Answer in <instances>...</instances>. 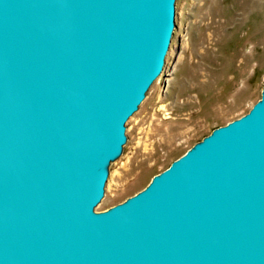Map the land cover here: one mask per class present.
Returning a JSON list of instances; mask_svg holds the SVG:
<instances>
[{"label": "water", "instance_id": "95a60500", "mask_svg": "<svg viewBox=\"0 0 264 264\" xmlns=\"http://www.w3.org/2000/svg\"><path fill=\"white\" fill-rule=\"evenodd\" d=\"M175 0H0V264H264V84L105 209Z\"/></svg>", "mask_w": 264, "mask_h": 264}, {"label": "rangeland", "instance_id": "374dc122", "mask_svg": "<svg viewBox=\"0 0 264 264\" xmlns=\"http://www.w3.org/2000/svg\"><path fill=\"white\" fill-rule=\"evenodd\" d=\"M264 84V0H175L160 73L125 122L95 210L142 188L212 128L239 116Z\"/></svg>", "mask_w": 264, "mask_h": 264}]
</instances>
